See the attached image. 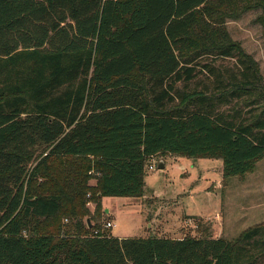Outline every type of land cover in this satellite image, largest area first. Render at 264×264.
Masks as SVG:
<instances>
[{
    "label": "trees",
    "instance_id": "1",
    "mask_svg": "<svg viewBox=\"0 0 264 264\" xmlns=\"http://www.w3.org/2000/svg\"><path fill=\"white\" fill-rule=\"evenodd\" d=\"M249 13L264 31V0H0V264H264V226L232 243L78 220L89 190L143 198L156 157L225 177L264 159V77L227 27Z\"/></svg>",
    "mask_w": 264,
    "mask_h": 264
},
{
    "label": "rangeland",
    "instance_id": "2",
    "mask_svg": "<svg viewBox=\"0 0 264 264\" xmlns=\"http://www.w3.org/2000/svg\"><path fill=\"white\" fill-rule=\"evenodd\" d=\"M257 14L229 21L227 27L233 40L258 62L264 77V31L255 22ZM161 161L165 168L159 170ZM63 162L68 169L80 172L79 159ZM150 165L154 170L147 167L143 198L104 197L97 201L92 196L96 190H89L78 218L82 233H89L93 227L104 237L222 239L238 243L250 229L264 226V159L241 177H225L223 161L218 159L168 155L152 159ZM98 178L93 170L91 189L97 186ZM61 219L67 233L76 231L73 217L64 215ZM109 222L116 227L105 229Z\"/></svg>",
    "mask_w": 264,
    "mask_h": 264
},
{
    "label": "built area",
    "instance_id": "3",
    "mask_svg": "<svg viewBox=\"0 0 264 264\" xmlns=\"http://www.w3.org/2000/svg\"><path fill=\"white\" fill-rule=\"evenodd\" d=\"M149 169L150 170H154V168L152 167V166H150L149 167ZM92 174V173H91ZM116 227V225H114V224H112V223H107L106 225H105V229H113V228H115ZM94 235H102V233L99 231V230H95L94 231ZM103 236V235H102Z\"/></svg>",
    "mask_w": 264,
    "mask_h": 264
},
{
    "label": "water",
    "instance_id": "4",
    "mask_svg": "<svg viewBox=\"0 0 264 264\" xmlns=\"http://www.w3.org/2000/svg\"><path fill=\"white\" fill-rule=\"evenodd\" d=\"M164 168H165V163H164L163 161H161V163H160L158 169H159V170H162V169H164ZM88 223H90L89 220H88Z\"/></svg>",
    "mask_w": 264,
    "mask_h": 264
},
{
    "label": "crops",
    "instance_id": "5",
    "mask_svg": "<svg viewBox=\"0 0 264 264\" xmlns=\"http://www.w3.org/2000/svg\"><path fill=\"white\" fill-rule=\"evenodd\" d=\"M119 239H124V238H122V237H119Z\"/></svg>",
    "mask_w": 264,
    "mask_h": 264
}]
</instances>
